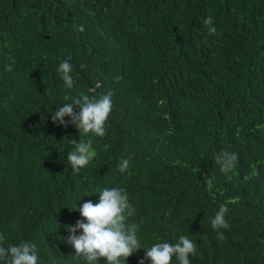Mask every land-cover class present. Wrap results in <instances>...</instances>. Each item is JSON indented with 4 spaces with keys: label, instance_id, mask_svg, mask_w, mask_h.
Masks as SVG:
<instances>
[{
    "label": "trees",
    "instance_id": "obj_1",
    "mask_svg": "<svg viewBox=\"0 0 264 264\" xmlns=\"http://www.w3.org/2000/svg\"><path fill=\"white\" fill-rule=\"evenodd\" d=\"M69 56L70 89L57 73ZM109 91L105 136L53 122L81 93ZM70 140L94 152L79 173ZM224 152L238 154L227 174ZM112 187L126 190L142 248L122 264H150L147 248L181 235L197 246L190 264H264V0H0L4 246L85 264L66 226L87 223L79 208ZM221 205L229 227L213 230Z\"/></svg>",
    "mask_w": 264,
    "mask_h": 264
},
{
    "label": "clouds",
    "instance_id": "obj_2",
    "mask_svg": "<svg viewBox=\"0 0 264 264\" xmlns=\"http://www.w3.org/2000/svg\"><path fill=\"white\" fill-rule=\"evenodd\" d=\"M208 25V32L215 35L216 28L212 27L211 16L204 21ZM75 27V26H74ZM83 32V26L77 29ZM11 63L5 66L6 71H11L15 60L9 57ZM71 57L62 61L57 68V73L67 88H72L74 80L72 77L73 65ZM79 111H74V108ZM113 109L112 93L100 96L98 99L81 93L71 103H66L57 108L52 114L53 122L67 126L64 118L70 117V123L75 125L80 136L103 137L106 135L105 125ZM74 145L68 153L67 160L71 165L73 173H79L81 168L86 167L94 156L90 142L70 140ZM238 161L237 153L224 152L221 161V171L225 174L232 171ZM130 161L122 159L118 164V170L123 174L129 168ZM99 203L91 201L83 203L79 208L80 214L87 223L77 221L75 227L66 226L71 235L67 242L74 246L78 255H82L85 264H97L99 258H105L106 264H122L127 261L136 251L142 249L137 236L138 225L129 224L128 218L134 215V208L129 202L126 190L121 187L103 188L98 192ZM76 210V209H75ZM228 212L226 205H221L214 218L211 220L213 230L227 229L228 222L225 216ZM77 229H82V235H75ZM218 239L223 240L222 232L217 231ZM4 237L0 236V261L3 264H37L38 256L36 246L28 242L19 245L4 246ZM196 243L188 237L181 235L175 244L168 242H157L146 249L145 259L150 264H171L175 257L178 264H190V255L196 253ZM143 264V261H141Z\"/></svg>",
    "mask_w": 264,
    "mask_h": 264
}]
</instances>
